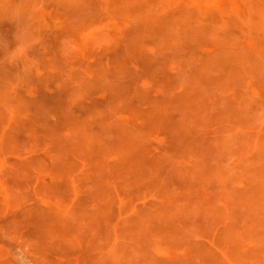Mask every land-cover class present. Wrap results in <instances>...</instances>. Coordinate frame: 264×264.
<instances>
[{
    "label": "rangeland",
    "instance_id": "374dc122",
    "mask_svg": "<svg viewBox=\"0 0 264 264\" xmlns=\"http://www.w3.org/2000/svg\"><path fill=\"white\" fill-rule=\"evenodd\" d=\"M196 2L0 0V264H60L58 261L61 264H101L106 261V264H158V261L159 264L161 261V264H185L184 261L186 264L188 261L210 264V260L212 264H264V188L263 191L262 187L257 189L262 183L264 187V170L260 171L264 169V0H243L248 8L230 9L224 5L216 10H203ZM154 73L158 79L152 76ZM136 79L139 80L136 85L131 84ZM125 87L128 92L136 90L129 94ZM122 90L129 94L128 98ZM120 92L119 97L125 95L124 99V96L118 98ZM155 98L160 104L165 102L164 105L157 103ZM124 100L128 103L130 100L131 105ZM116 103L117 111L112 105ZM154 104L158 107H153V110ZM170 105L172 108L169 110ZM147 109H150V116ZM154 111L160 118L154 115ZM155 118L160 120L159 124ZM152 121L153 124L157 121L155 126L158 125V128L153 126ZM150 125L151 131L147 129L151 128ZM124 141H128L125 145L128 150L130 145L132 148L138 145L130 149L129 154ZM200 142L201 149L197 147ZM64 145L70 150L61 149ZM78 146L81 151L76 150ZM142 146H146L145 150H148L147 147L152 150L149 152L151 155L147 154L149 150L146 151L147 156L141 155ZM97 157L103 159L96 161ZM132 157L136 159L132 160ZM13 162L16 164L13 165ZM70 162L77 164L73 166ZM112 163L116 169L113 165L110 167ZM67 164L72 165H68L72 170L67 168ZM22 165L27 171L21 169ZM209 167L210 172L212 168H217L215 173L212 171L216 178L210 177ZM252 168L255 172L250 170ZM135 171L139 176L144 174L146 177L137 178ZM152 171L158 173L152 175ZM114 172H118L121 178L116 179L119 174ZM201 173L203 177L199 175ZM110 175L117 177L107 178ZM172 175L177 180H173ZM206 175L212 180H207ZM253 175L260 176L254 177L255 180ZM95 177L98 178L97 183L93 179ZM20 180L25 184L20 183L22 187L17 188ZM156 180L161 184L156 187L158 191L154 190ZM181 180L186 184H182ZM170 182L173 184L170 185ZM166 183L167 186H162ZM96 184L102 187L101 192H96L99 189ZM180 185L187 187L182 189ZM190 185L200 186V189ZM104 188L113 189L106 190L113 195L103 192ZM167 188L169 192L163 191ZM60 190L65 194L61 195ZM198 190L200 197L195 195ZM260 191L262 194L258 193ZM186 192L192 195L182 198ZM97 193H101V197L95 196ZM243 193L246 195L242 196ZM247 193L249 197L252 195V200L247 198ZM254 197L262 204L256 203ZM190 198L192 200L188 201ZM86 199H90L92 205ZM196 201L206 206L198 208L201 202L197 204ZM104 203L105 209L101 207ZM140 207L150 209L151 214L147 210L142 213ZM234 208H237L236 211ZM219 210L222 215L215 213ZM112 211L113 216L110 214ZM86 212L95 217L104 212L97 217L103 219L98 220V224L101 222L99 228L95 217L91 219H96V226L91 225V219H87L91 215ZM115 213L118 215L116 221ZM157 214L161 215L159 219ZM143 215L149 219L143 220ZM172 215L177 217H173L176 222L171 220ZM182 216H188V219L183 222ZM222 216H225L224 220ZM139 218L142 222L150 221L142 223ZM39 219L44 224L41 220L42 225L35 222ZM214 219L218 220L217 224ZM250 219L252 227L249 225V229L247 223ZM140 223L146 227H140ZM128 224L132 227L126 226V230L124 226ZM101 225H105L104 228ZM3 226H6L5 231ZM240 226L244 232L250 230L247 231V234L250 233L247 238L240 236L244 234L237 230ZM42 227L50 230H47V235ZM133 227L135 230L132 232ZM213 227L217 228L216 231ZM123 228L128 231L124 235L121 233ZM177 228L185 234L178 233ZM172 230H177L176 234ZM61 231L68 232L58 235ZM146 233L151 234L153 242ZM230 236L237 242H230L233 241ZM85 237L89 238L86 240ZM89 241L96 243L94 247ZM203 243L208 246L207 249L205 245L200 248ZM62 248H67L66 252ZM198 248L200 253L196 251L197 255L204 257H196L195 249ZM191 250L195 252L193 255ZM213 251H216L215 254ZM91 253L99 256L98 259Z\"/></svg>",
    "mask_w": 264,
    "mask_h": 264
},
{
    "label": "bare ground",
    "instance_id": "6f19581e",
    "mask_svg": "<svg viewBox=\"0 0 264 264\" xmlns=\"http://www.w3.org/2000/svg\"><path fill=\"white\" fill-rule=\"evenodd\" d=\"M196 1L201 5V7H202L203 10H216V9H218V8H219V9H222V8L224 7V5L227 6V7H229L230 9H235V8H248L247 5L244 4L243 0H195V2H196ZM197 2H196V3H197ZM198 3H197V4H198ZM199 8H200V7H199ZM109 29H110V28H109ZM95 32H96V31H95ZM97 33H98V32H97ZM90 37H91V35H90ZM98 37H99V36H98ZM96 38H97V36H96ZM97 40H98V39H97ZM97 40H96V41H97ZM97 42H98V41H97ZM125 65H126V64H125ZM99 67H100V66H99ZM150 69H152V67L149 68V71H150ZM142 70H143V69H142ZM146 70H147V68H146ZM149 71H146V72H149ZM143 73H144V72H143ZM149 73H150V72H149ZM212 73H213V72H212ZM145 75H147V73H145ZM145 75H144V77H146ZM153 75H154V78L158 79V78L155 76V73L152 74V76H153ZM149 76H150V75H149ZM158 76H159V75H158ZM147 77H148V75H147ZM148 78H149V77H148ZM150 78H151V77H150ZM150 78H149V79H150ZM152 78H153V77H152ZM154 78H153V80H154ZM136 80H137V79H136ZM162 80L165 81L164 79H162ZM162 80H159V81H162ZM138 81H139V80H137V81L134 80V83L131 82V84H133V85L135 84V85H136V82H138ZM156 81H157V80H156ZM159 81H158V82H159ZM163 81H162V82H163ZM123 83H124V82H123ZM125 83H126V82H125ZM125 83H124V84H125ZM122 85H123V84H122ZM133 85H131V86H133ZM124 86H125V85H124ZM121 87H122V86H121ZM125 88H126V87H125ZM125 88H123V89H125ZM127 88H128V86H127ZM127 88H126V89H127ZM129 88H131V87L129 86ZM134 88H135V86H134ZM136 88H137V87H136ZM140 88H141V87H140ZM120 89H121V88H120ZM126 89H125V90H126ZM142 89H143V88H141V90H142ZM252 89H253V88H252ZM133 90H134V89H133ZM133 90L130 89V92H131V91L134 92L136 89H135L134 91H133ZM139 90H140V89H139ZM144 90H145V89H144ZM144 90H143V91H144ZM122 91H124V90H122ZM128 91H129V89H127V92H128ZM137 91H138V90H137ZM137 91H136V92H137ZM143 91H142V92H143ZM145 91H146V90H145ZM145 91H144V93H145V95H146V92H145ZM253 91H254V90H253ZM130 92H128V93L130 94ZM254 92H257V91L255 90ZM124 93L126 94L125 91H124ZM138 93H139V91H138ZM172 93H174V92H172ZM252 93H253V92H252ZM121 94H122L121 92H120V94H118V98H122V97L124 96V97H123V99H124V98H125V95H123L122 97H119ZM129 94H128V95L126 94V98H128L127 96H129ZM136 94H137V93H136ZM140 94H141V93H140ZM253 94H254V93H253ZM141 95H142V94H141ZM141 95H140V96H141ZM143 95H144V94H143ZM145 95H144V98L146 97ZM137 96H138V95H137ZM140 96H139V98H143V96H142V97H140ZM151 97H152V95H151ZM136 98H138V97H136ZM149 98H150V96H149ZM160 98H161V97H160ZM129 99H130V98H129ZM152 99L154 100V98H152ZM152 99H151V100H152ZM115 100H117V99H115ZM146 100H148V99H146ZM153 100H152V101H153ZM156 100H157V99L155 98V101H156ZM159 100H160V99H159ZM163 100H164V99H163ZM124 101H125V100H124ZM152 101H151V102H152ZM114 102H115V101H114ZM125 102H127V100H126ZM156 102H157V101H156ZM156 102H155V104H157V103L160 104V102H157V103H156ZM161 102H163V101H161ZM127 103H128V102H127ZM132 103H133V102H132ZM137 103H138V102H137ZM152 103H153V102H152ZM164 103H165V102H164ZM164 103H163V104L161 103L162 106L164 105ZM128 104L131 105L130 100H129V103H128ZM144 104H145V103H144ZM155 104H154V106L151 105L152 108H153V107H155V108L158 107V105L155 106ZM161 104H160V105H161ZM112 105H113V107L115 108V106L118 105V104L116 103V104H112ZM112 105H111V107H112ZM119 105H120V104H119ZM122 105H123V104H122ZM124 105H125V104H124ZM132 106H133V105H132ZM137 106H138V105H137ZM117 107H118V106H117ZM117 107H116V108H117ZM120 107H121V105H120ZM134 107H135V104H134ZM134 107H133V110H134ZM159 107H161V106H159ZM116 108H115V109H116ZM139 108H140V107L138 106V109H139ZM149 108H150V107H149ZM155 108H153V110H154ZM171 108H172V107H171V105H170L169 110H170ZM109 109H110V108H109ZM115 109H113L114 112H115ZM121 109H122V108H121ZM126 109H127V108H126ZM131 109H132V108H131ZM160 109H161V108H160ZM162 109H163V113H165V112H164V107H162ZM162 109H161V112H162ZM117 110H118V109H116V111H117ZM122 110H123V109H122ZM147 110H149V113H148ZM147 110H146L147 112H146V111H145V112L148 113L149 116H150V109H147ZM110 111H111V110H110ZM119 111H120V109H119ZM119 111H118V112H119ZM123 111H124V110H123ZM134 111H135V110H134ZM136 111L138 112L137 107H136ZM139 111H140V110H139ZM156 111H158V110H156ZM156 111H154V113H155L154 115H156ZM108 112H109V110H108ZM111 112H112V111H111ZM128 112H129V111H128ZM159 112H160V110H159ZM125 113H126V112H125ZM163 113H162V114H163ZM170 113H171V112H170ZM107 114H109V113H107ZM160 114H161V113H160ZM160 114H159V115H160ZM162 114H161V115H162ZM171 114H173V113H171ZM152 115H153V114L151 113V116H152ZM165 115H167V114H165ZM165 115H164V116H165ZM164 116H162V117H163V121L165 120V119H164ZM168 116H169V118L171 117V119H172V117H173L172 115H168ZM156 117H157V115H156ZM31 118H32V117H31ZM150 118L153 119L152 117H150ZM157 118H160V117H157ZM165 118H166V116H165ZM167 119H168V118H167ZM167 119H166V120H167ZM173 119H174V118H173ZM173 119H172V120H173ZM244 119L246 120V118H243L242 120H244ZM155 120H158V119L155 118ZM155 120H154V121H155ZM154 121H152V124H153ZM161 121H162V120H161ZM168 121H169V120H168ZM174 121H175V120H174ZM174 121H173V122H174ZM263 121H264V119H263ZM159 123H160V120H158V124H159ZM165 123H166V121H165ZM247 123H248V121H247ZM247 123H246V124H247ZM250 123H251V122H250ZM262 123H263V122H262ZM156 124H157V121L155 122V124H153V126L156 127V128H158V127H157L158 125L155 126ZM177 124L179 125V123H177ZM160 125H161V124H160ZM160 125H159V126H160ZM162 125L164 126L165 124H162ZM175 125H176V124H175ZM178 125H177L176 127H178ZM148 126H149V125H148ZM163 126H162V128H165V127H163ZM165 126H166V125H165ZM133 127H134V126H132V129H133ZM146 127H147V126H146ZM146 127H144V128H146ZM150 127H151V125H150ZM179 127H180V126H179ZM179 127H178L177 129H179ZM142 128H143V127H142ZM159 128H160V127H159ZM174 128H175V126H174ZM224 128H225V127H224ZM224 128H222V129H224ZM260 128H261V127H260ZM147 129H148L149 131H151L150 129H152V127H151V128H148V127H147ZM147 129H145V131H146ZM165 129H166V128H165ZM177 129H176V130H177ZM168 130H170V129H168ZM194 130H195V129H194ZM136 131H137V130H136ZM80 132H82V131H80ZM98 132H99V130H98ZM137 132H138V131H137ZM181 132H182V131H181ZM134 133H135V131H134ZM138 133H139V132H138ZM175 133H176V132H175ZM78 134H79V133H78ZM130 134H132V132H130ZM181 134H182V133H181ZM132 135H133V137H134V134H132ZM135 135H136V134H135ZM178 135H180V134L178 133ZM129 136H130V135H129ZM142 136H143V135H142ZM172 136H173V135H172ZM175 136H176V134H175ZM193 136H194V135H193ZM173 137H174V136H173ZM136 138H137V137H136ZM143 138H144V136H143ZM175 138H176V137H175ZM184 138H185V137H184ZM199 138H200V137H199ZM199 138H198V140L201 141ZM110 139H111V138H110ZM125 139H126V138H125ZM177 139H179V138H177ZM123 140H124V139H123ZM127 140H128V139H127ZM141 140H142V139H141ZM185 140H186V138H185ZM189 140H190V139H189ZM128 141H129V140H128ZM128 141H127V142L124 141V142H125L124 146H125V145H128V144H127ZM138 141H139V140H138ZM182 141H183V140H182ZM186 141H187V140H186ZM121 142H122V141H121ZM130 142H131V141H130ZM188 142H189V141H188ZM201 142H202V141H201ZM201 142L199 143V146H197V145H196V146L200 148V147H201V146H200ZM72 143H73V142H72ZM174 143H175V141H174ZM176 143H177V142H176ZM176 143H175V144H176ZM184 143H185V142H184ZM184 143H183V144H184ZM69 144H70V143H69ZM183 144H181V145H183ZM194 144H195V143H194ZM196 144H197V143H196ZM206 144H207V143H206ZM137 145H138V144H137ZM137 145H136V146H137ZM179 145H180V144H179ZM184 145H185V144H184ZM201 145H202V144H201ZM207 145H208V144H207ZM209 145H210V144H209ZM66 146H68V144H67ZM75 146H77V144H76ZM120 146H122V144H121ZM136 146H133V147L135 148ZM192 146H193V144H192ZM194 146H195V145H194ZM196 146H195V147H196ZM31 147H32V146H31ZM58 147H59V146H57V147H55V148H58ZM62 147H63V146H62ZM72 147H74V146H72ZM126 147H127V148H126ZM130 147H131V145H130ZM130 147H129V150H130V149H132V150L134 149V148H132V147L130 148ZM139 147L141 148V145H140ZM143 147H144V146H142V148H143ZM195 147H194V148H191V147H190V148H191V149H194V150H197V149H195ZM204 147H206V146H204ZM207 147H208V146H207ZM26 148H28V147H26ZM39 148H40V147H39ZM69 148H70V147H69ZM75 148H77V149H76L77 151H81V150H78V149L80 148L79 146H78V147H75ZM75 148H74V149H75ZM123 148H124V147H123ZM125 148L128 150V146H125ZM125 148H124V149H125ZM137 148H138V147H137ZM145 148H146V146H145ZM145 148H143V152L141 153V155H142V154H143V155H146V151L149 150L148 147H147L148 150H145ZM173 148H174V147H173ZM176 148H177V147H176ZM181 148H182V147H181ZM183 148H184V146H183ZM183 148H182V149H183ZM201 148H202V147H201ZM201 148H200V149H201ZM11 149H12V148H11ZM15 149H16V148H15ZM20 149H21V148H20ZM23 149H24V148H23ZM33 149H34V147H33ZM61 149H65V145H64V147L61 148ZM72 149H73V148H72ZM184 149H186V148H184ZM207 149H208V148H207ZM7 150L12 151L13 149H12V150L7 149ZM25 150H26V149H25ZM36 150L38 151V148H37ZM69 150H70V149H69ZM69 150H68L67 147H66L65 151H69ZM100 150H101V149H100ZM116 150H117V149H116ZM129 150H128V153H129ZM136 150H137V149H136ZM144 150H145V151H144ZM179 150H180V149H179ZM208 150H209V149H208ZM28 151H29V148H28ZM28 151L26 150V152H28ZM63 151H64V150H63ZM74 151H75V150H74ZM120 151H121V149H120ZM140 151H141V149H140ZM151 151H152V150H151ZM151 151L149 150L147 154L151 155V154L149 153V152H151ZM26 152H25V153H26ZM38 152H39V151H38ZM61 152H62V151H61ZM86 152H87V151H86ZM88 152H89V151H88ZM117 152H118V151H117ZM180 152H181V151H180ZM195 152H196V151H195ZM198 152H199V149H198ZM16 153H17V150H16ZM18 153H19V152H18ZM71 153H72V152H71ZM74 153H75V152H74ZM74 153H73V154H74ZM119 153H120V152H119ZM126 153H127V152H126ZM144 153H145V154H144ZM178 153H179V152H178ZM251 153H252V152H251ZM14 154H15V153H14ZM61 154H62V153H61ZM64 154H66V153H64ZM90 154H92V153L90 152ZM97 154H98V153H97ZM129 154H130V153H129ZM131 154H132V153H131ZM207 154H209V153L207 152ZM257 154H258V153H257ZM260 154H261V153H260ZM20 155H21V154H20ZM34 155H35V154H34ZM34 155H33V156H34ZM54 155H55V153H54L52 156H51V155H50V156L53 158ZM69 155H70V153H69ZM69 155H68V158L70 157ZM74 155H75V154H74ZM141 155H139V156H140V160H142V159H141V158H142ZM204 155H206V154H204ZM258 155H259V154H258ZM258 155H257V156H258ZM22 156H23V155H22ZM35 156H36V155H35ZM38 156H39V155H38ZM38 156H37V158L39 159ZM63 156H64V155H63ZM65 156H66V155H65ZM89 156H91V155H89ZM98 156H100V155L98 154ZM132 156H133V154H132ZM146 156H147V155H146ZM31 157H32V155H31ZM51 157H50V158H51ZM61 157H62V156H61ZM95 157H96V156H95ZM95 157H94V158H95ZM152 157H153V156H152ZM62 158H63V157H62ZM97 158H98V157H97ZM97 158H96V161L100 159V158H98V159H97ZM133 158L136 159V157H132V160H133ZM143 158L146 159V157H143ZM150 158H151V157H150ZM155 158H156V157H155ZM155 158H154V160L157 159V158H156V159H155ZM205 158H206V157H205ZM15 159H16V158H15ZM32 159H33V157H32ZM35 159H36V158H35ZM35 159H34V160H35ZM64 159H66V157H65ZM70 159H71V157H70ZM72 159H73V158H72ZM102 159H103V157H102L100 160H102ZM135 159H134V160H135ZM151 159H152V158H151ZM9 160H12V159L10 158ZM18 160H19V159H18ZM18 160H17V161H18ZM36 160H37V159H36ZM40 160H41V159H40ZM66 160H67V159H66ZM74 160H75V158L73 159V161H74ZM100 160H99V161H100ZM132 160H131V161H132ZM140 160H139V162H140ZM208 160H209V159H208ZM210 160H211V159H210ZM14 161H15V160H14ZM70 161H71V160H70ZM137 161H138V159H137ZM137 161H134V162L137 163ZM152 161H153V159H152ZM158 161H159V160H158ZM161 161H162V160H161ZM254 161L256 162V159H255ZM254 161H253V162H254ZM257 161H258V160H257ZM64 162H65V161H64ZM64 162H63V163H64ZM66 162H67V161H66ZM104 162H105V161H104ZM134 162H133V164H134ZM139 162H138V163H139ZM153 162H154V161H153ZM156 162H157V161H156ZM23 163H24V162H23ZM26 163L30 164V162H28V161H27ZM26 163H24V164H26ZM31 163H32V162H31ZM68 163H69V162H68ZM74 163H75V162H73V164H74ZM138 163H137V164H138ZM15 164H16V163H15ZM15 164H14V162H13V165H15ZM70 164H72V163L70 162ZM73 164H72V165H73ZM75 164H77V163H75ZM108 164H109V163H108ZM129 164H131L130 161H129ZM151 164H152V163H151ZM159 164H160V163H159ZM203 164H204V163H203ZM207 164H208V163H207ZM19 165H20V162H19ZM59 165H61V164H59ZM63 165H64V164H63ZM63 165H62V166H63ZM68 165H69V164H67L66 166H68ZM72 165H69V166L72 167ZM112 165L115 167V165H114L113 163L110 165V167H111ZM148 165H149V164H148ZM22 166H23V168H21V169L23 170L24 167H25V165H22ZM64 166H65V165H64ZM69 166H68L67 168H68L69 170H72V168L69 167ZM73 166H74V165H73ZM106 166H107V165H106ZM113 166H112V167H113ZM139 166H140V165H139ZM145 166H147V164H145ZM156 166H157V164H156ZM160 166H161V164H160ZM20 167H21V166H20ZM107 167H108V166H107ZM107 167H106V168H107ZM134 167H135V164H134ZM137 167H138V165H137ZM137 167H136V168H137ZM149 167H150V165H149ZM158 167H159V166H158ZM216 167H217V166H216ZM216 167L214 168V170L217 169ZM254 167H255V166H254ZM67 168H66V170H67ZM70 168H71V169H70ZM76 168L78 169L77 165H76ZM140 168H141V167H140ZM152 168H153V167H152ZM155 168H157V167H155ZM161 168H162V167H161ZM165 168H167V167H164V169H165ZM184 168H185V167H184ZM211 168H212V167H211ZM219 168H220V167H219ZM27 169L29 170V168H27ZM103 169H104L105 171L108 170V169L106 170L105 167H104ZM115 169H116V167H115ZM115 169L113 168V171H114ZM141 169H142V168H141ZM143 169H144V168H143ZM147 169H148V167H147ZM147 169H145L144 171H148L150 168H149L148 170H147ZM208 169H210V167L207 168V171H209ZM24 170H26V168H25ZM60 170H61V168H59V172H60ZM63 170H64V169H62V171H63ZM69 170H67V171L69 172ZM73 170H75V169L73 168ZM98 170H99V168H98ZM104 170H103V171H104ZM135 170H138V169H135ZM158 170H160V169H158ZM205 170H206V169H205ZM214 170H213V168H212V169H211V172H210V171H209V172L212 173V171L214 172ZM250 170L252 171V170H254V169L252 168V169H250ZM256 170H257V168H256ZM262 170H264V169H261L260 171L262 172ZM14 171L16 172V170H14ZM26 171H27V170H26ZM99 171L101 172V170H99ZM105 171H104V172H105ZM110 171H112V169H111ZM113 171H112V173H113ZM149 171H151V170H149ZM153 171H154V169H153ZM153 171H152V175L155 174V173H158L157 171H156V172H153ZM171 171H172V169H171ZM15 172H13V173H15ZM100 172H99V173H100ZM107 172H108V171H107ZM107 172H106V173H107ZM136 172H137V171H135V173H136ZM140 172H141V171H140ZM172 172H174V171H172ZM185 172H186V171H185ZM217 172H218V170H217ZM254 172H255V170H254ZM256 172H257V171H256ZM17 173H18V172H17ZM17 173H16V175H17ZM28 173L30 174V172H28ZM62 173H64V175H65V172H62ZM102 173H103V172H102ZM109 173H110V172H109ZM117 173H118V172H114V174H116V175H117ZM150 173H151V172H150ZM167 173H168V172H167ZM169 173H170V171H169ZM169 173H168V175L171 176ZM199 173H200V172H199ZM214 173H215V172H214ZM214 173H212L210 177H212V178L215 177ZM262 173H264V172H262ZM262 173H261V174H262ZM67 174H68V173H67ZM67 174H66V176H67ZM104 174H105V173H104ZM118 174H119V173H118ZM136 174H137V173H136ZM165 174H166V172L163 174V176H165ZM171 174H175V173H171ZM176 174H177V173H176ZM176 174H175V175H176ZM183 174H185V173H183ZM186 174H187V173H186ZM202 174H203V173H201V174H199V175L202 176ZM206 174H207V173H206ZM249 174H250V173H249ZM256 174H258V173H256ZM259 174H260V173H259ZM18 175H19V174H18ZM18 175H17V176H18ZM105 175H106V174H105ZM105 175H104V176H105ZM107 175H109V174H107ZM116 175H115V176H111V175H110V176H108V177L106 176V177H107V178H109V177H113V178L115 177V178H116V177L118 176L116 179L121 178V175H120V174H119L120 176H119V175L116 176ZM137 175H138V174H137ZM147 175H148V172H147ZM156 175H157V174H156ZM212 175H213V176H212ZM20 176H21V175H20ZM69 176H70V175H69ZM102 176H103V175H102ZM138 176H139V175H138ZM138 176H137V178H141V177L144 178V177H146L144 174H143V176H139V177H138ZM158 176H161V175H158ZM208 176H209V175H208ZM208 176H207V175L205 176V177H207V180H208V179H209V180H212V179H210V177H208ZM259 176H260V175H258V176L253 175L252 177H253V178H254V177L259 178ZM14 177H15V176H12V178H14ZM70 177H71V176H70ZM92 177H93V176H92ZM96 177H97V175H96ZM96 177L93 178V179H95L94 181L97 183V179H98V178L96 179ZM147 177H149V175H148ZM153 177H155V175H154ZM161 177H162V176H161ZM172 177H174V178H172ZM172 177H170V179L172 178L173 180H174V179L177 180V178H175V176L172 175ZM187 177H188V176H187ZM202 177H203V176H202ZM107 178H106V179H107ZM115 178H114V179H115ZM215 178H216V177H215ZM253 178H252V179H253ZM256 178H254V179L256 180ZM15 179H16V177H15ZM66 179H67V178H66ZM93 179L91 180L92 182H93ZM110 179H111V178H110ZM114 179H111V180L113 181ZM122 179H123V178H122ZM152 179L155 180L154 178H152ZM189 179H190V178H189ZM198 179H199V178H198ZM201 179H202V178H200V180H201ZM7 180H8V179H7ZM10 180H11V179H10ZM12 180H13V179H12ZM28 180H29V178H28ZM138 180H139L140 183H141V180H140V179H138ZM153 180H152V181H153ZM162 180H163V179L161 178V179H160V183L162 182ZM183 180H185V179H183ZM186 180L188 181V178H187ZM186 180H185V181H186ZM207 180H206V182H208ZM214 180H215V179H214ZM255 180H253V183H254ZM13 181H14V180H13ZM13 181H12V182H13ZM26 181H27V180H26ZM31 181H32V180H31ZM126 181H127V180H126ZM157 181H158V180H156V181H154V182H157ZM204 181H205V180H204ZM21 182H22L21 180L18 182L19 184H17V188H21V187H22L21 184H22L23 182H22V183H21ZM85 182H86V180H85ZM95 182H94V183H95ZM102 182H103V181H102ZM105 182L107 183V181H105ZM168 182H169V181H168ZM201 182H202V181H201ZM206 182H205V183H206ZM210 182H211V181H209V183H210ZM258 182H259V181H258ZM13 183H14V182H13ZM20 183H21V184H20ZM148 183H149V182H148ZM151 183L154 184L153 182H150V184H151ZM160 183L157 182V185L155 184V189H154V190H157V191H158V188L156 189V187H159L158 185H161ZM181 183L184 184L185 182L183 183V181L181 180ZM188 183H190V180H189ZM259 183L261 184V181H260ZM14 184H15V183H14ZM24 184H25V183H24ZM24 184H22V185H24ZM44 184H45V183H44ZM67 184H68V183H67ZM69 184H70V183H69ZM116 184H118V182H116ZM119 184H120V182H119ZM169 184L172 185L173 183L170 182ZM185 184H186V183H185ZM197 184H198V183H197ZM202 184H203V182H202ZM248 184H249V182H248ZM251 184H252V183H251ZM262 184H263V183H262ZM262 184H261V185H262ZM11 185H12V184H11ZM15 185H16V184H15ZM96 185H98V188H99V189L96 190V192H97V191L99 192V190H100L102 187H99V184H96ZM102 185H103V184H102ZM102 185L100 184V186H102ZM105 185H106V184H105ZM105 185H104V186H105ZM121 185H122V184H121ZM170 185H169V186H170ZM187 185H188V184H187ZM203 185H204V184H203ZM203 185H202V187H204ZM252 185H253V184H252ZM261 185L258 186L257 189H259V187H262V188H260V189L263 191V188H264V187L261 186ZM18 186H19V187H18ZM20 186H21V187H20ZM80 186H81V185H80ZM107 186H108V185H107ZM162 186H167V183H166V185L162 184ZM175 186H176V185H175ZM190 186H191V185H190ZM190 186H189L188 188H190ZM192 186H194V187L196 186L195 189H197V187H198L197 185H192ZM192 186H191V187H192ZM200 186H201V184H200ZM200 186H199V187H200ZM206 186H208V185L206 184ZM211 186H212V185H211ZM40 187H41V186H40ZM50 187H51V185H50ZM57 187L60 188V186H57ZM173 187H174V186H173ZM180 187H182V189L185 187V189H186L187 186H186V185H185V186H183V185L181 186V185H180ZM194 187H193V188H194ZM199 187H198V188H199ZM215 187H216V186H215ZM254 187H255V186H254ZM256 187H257V186H256ZM256 187H255V188H256ZM82 188H84V184H83V187H82ZM149 188H151V187H149ZM153 188H154V187H153ZM178 188H179V187H178ZM216 188H217V187H216ZM23 189H25L24 186H23ZM62 189H63V188H62ZM86 189H88V188H86ZM95 189H96V188H95ZM107 189H110V188H107ZM107 189L104 188V190H102V191L104 192V191H106ZM118 189H121V188L118 187ZM163 189H164V187H163ZM165 189H166V188H165ZM167 189H168V188H167ZM179 189H180V188H179ZM199 189H200V188H199ZM208 189H209V187H208ZM208 189H207V190L205 189V191H206V192L209 191ZM217 189H218V188H217ZM217 189H216V190H217ZM110 190H111V189H110ZM112 190H113V189H112ZM112 190H111V191H112ZM137 190H138V188H137ZM151 190H152V188H151ZM154 190H152V191H154ZM210 190H211V189H210ZM214 190H215V189H214ZM225 190H226V189H225ZM60 191H61V190H60ZM163 191H166V192L168 191V192H169L170 190L168 189V190H163ZM191 191H192V188H191ZM193 191H194V190H193ZM201 191H203V189H201ZM219 191H220V190H218V192H219ZM242 191H244V190L242 189ZM262 191H260V192H258V193L262 194V193H261ZM50 192H51V191H48L49 194H50ZM100 192H101V190H100ZM103 192H102V193H103ZM106 192L109 193L110 191H106ZM113 192H115V191H113ZM121 192H123V191H121ZM132 192H133V190H132ZM159 192H160V190H159ZM198 192H200V190H198L197 193H198ZM251 192H253V191L250 190V193H251ZM256 192H257V191H256ZM256 192H255V193H256ZM25 193H26V192H25ZM54 193H55V192H54ZM63 193H64V192H63ZM63 193H62V191H61V195H62ZM160 193H161V192H160ZM186 193H187V192H186ZM192 193H193V192H192ZM194 193H195V191H194ZM207 193H208V192H207ZM207 193H205V195H206ZM209 193H210V192H209ZM209 193H208V194H209ZM220 193H221V191H220ZM44 194H45V192H44ZM44 194H43V195H44ZM56 194H57V193H55V195H56ZM64 194H65V193H64ZM97 194H98V193H97ZM106 194H107V193H106ZM116 194H117V193L115 192L114 195L116 196ZM200 194H201V193H198V194H195V195H196V196H197V195L199 196ZM247 194H248V193H247ZM256 194H257V193H256ZM256 194H255V195H256ZM50 195H51V194H50ZM99 195H101V193L98 194V195H95V196H99ZM109 195H113V193H109ZM186 195H188V196H186ZM186 195H184V197L182 196V198H187V197H189V196L192 195V194H191V192H190V195H189V193H187ZM195 195H194V196H195ZM202 195H203V194H202ZM210 195H211V193H210ZM218 195H219V194H218ZM245 195H246V194L243 193L242 196H245ZM257 195H258V194H257ZM257 195H256V196H257ZM262 195L264 196V194H262ZM48 196H49V195H48ZM57 196H59V195H57ZM66 196H69V195H66ZM84 196H85V195H84ZM87 196H88V195H87ZM103 196H106V197H107L108 195H105V194H104ZM194 196H193V197H194ZM213 196H214V193H213L212 197H213ZM253 196H254V192H253ZM259 196H260V195H259ZM59 197H60V196H59ZM88 197H90V194H89ZM92 197H94V196H92ZM92 197H91V198H92ZM99 197H101V196H99ZM108 197H109V196H108ZM110 197H111V196H110ZM112 197L114 198V196H112ZM112 197H111V198H112ZM117 197H119V196H117ZM117 197H116V200L118 199ZM199 197H200V196H199ZM201 197H203V199H204L205 196L203 195V196H201ZM212 197H210V198H212ZM215 197H216V195H215ZM67 198H68V197H67ZM69 198H70V197H69ZM182 198H181V199H182ZM210 198H208V199H210ZM247 198H250V200H252V195H251V197H249V194H248V197H247ZM247 198H246V199H247ZM257 198L259 199V197H257ZM260 198H261V196H260ZM120 199H121V198H120ZM146 199H147V198H146ZM194 199H196V198L194 197ZM194 199H193V200H194ZM198 199H199V198H198ZM198 199H196V200H198ZM246 199H245V200L242 199V200H243V201H246ZM253 199H255V197H254ZM81 200H82V199H81ZM86 200H87V199H86ZM86 200H85V201H86ZM89 200H90V199H89ZM89 200H87V202H88ZM91 200L94 201L93 198H92ZM91 200H90V201H91ZM184 200H185V199H184ZM187 200H188V199H187ZM191 200H192V198H190L188 201H191ZM200 200H201V198H200ZM204 200H205V201H204ZM204 200H202V201L206 202V199H204ZM67 201H69V200H67ZM83 201H84V200H83ZM83 201H82V202H83ZM90 201H89V202H90ZM213 201H215V200H213ZM255 201H257L256 203L262 204L261 201L259 202V201L256 200V199H255ZM87 202H84V204L87 203ZM109 202H110V201L108 200V203H109ZM157 202H158V201H157ZM200 202H201V201H198V202L196 201L197 204H200ZM253 202H254V201H253ZM78 203H79V202H78ZM78 203H77V204H78ZM121 203H122V202H121ZM151 203H153V202H151ZM154 203H155V202H154ZM191 203H192V202H191ZM247 203H248V202H247ZM256 203H255V204H256ZM155 204H157V203H155ZM163 204H164V203H163ZM185 204H186V203H185ZM202 204H205V203L201 202V204L199 205L198 208H201V207L206 206V205H203V206H202ZM206 204H207V202H206ZM248 204H250V203H248ZM251 204L253 205L252 202H251ZM259 204H258V205H259ZM91 205H92V201H91ZM152 205H153V204H152ZM188 205H189V203H188ZM188 205H187L186 207H188ZM213 205L215 206V204H213ZM252 205L250 206V208L252 207ZM80 206H83V205H80ZM104 206H106L105 203H104V205L102 204L101 207H104ZM153 206H154V205H153ZM155 206H156V205H155ZM163 206H164V205L161 204L162 209H163ZM200 206H201V207H200ZM207 206H208V205H207ZM76 207H77V206H76ZM78 207H79V206H78ZM78 207H77V208H78ZM165 207H166V206H165ZM165 207H164V208H165ZM211 207H212V205H211ZM211 207H210V208H211ZM253 207H255V205H253ZM77 208H76V209H77ZM117 208H118V207H117ZM117 208H116V210H117ZM159 208H160V206H159ZM212 208H213V207H212ZM250 208H248V209H250ZM79 209H80V208H79ZM90 209H91V208H90ZM104 209H105V207H104ZM114 209H115V208H114ZM140 209H141V207H140ZM142 209H143V210H142ZM142 209H141V210H142V213H143L144 210H145V211L147 210L148 213L150 212V211H149L150 209H149V210L146 209V208H142ZM152 209H153V208H152ZM186 209H188V208H186ZM186 209H185V210H186ZM201 209H203V208H201ZM204 209H205V208H204ZM213 209H214V208H213ZM213 209H212V210H213ZM235 209H237V208H234V210H235ZM240 209H241V208H240ZM251 209H252V208H251ZM251 209H250V210H251ZM255 209H256V207H255ZM255 209H254V210H255ZM38 210H39V209H38ZM141 210H140V211H141ZM214 210H215V209H214ZM259 210H260V209H259ZM152 211H153V210H152ZM183 211H184V210H183ZM186 211H187V214H189V213H188V210H186ZM202 211H205V210H202ZM235 211H236V210H235ZM262 211H263V210H262ZM206 212H207V210H206ZM208 212L210 213V211H208ZM217 212H218V215L221 214L220 210H219V211H216L215 213H217ZM219 212H220V214H219ZM223 212H224V211H223ZM233 212H234V211H233ZM239 212L241 213V210H238V213H239ZM247 212H248V210H247ZM263 212H264V211H263ZM33 213H35V212H33ZM44 213H45V212H44ZM94 213H96V212H94ZM99 213H100V211H99ZM102 213L104 214V212H102ZM106 213H107V210H106ZM108 213H109V212H108ZM112 213H113V211L110 213V214L113 216ZM142 213L140 212L139 214H142ZM148 213H146V214L148 215ZM196 213H197V212H196ZM86 214H88V212H86ZM89 214L91 215V217L88 216L87 219H89V218L91 219V218H94V217H95L94 214H93V215H92L91 213H89ZM89 214H88V215H89ZM103 214H102V215H103ZM144 214H145V213H144ZM146 214H145V215H146ZM149 214H151V213H149ZM162 214H163V213H162ZM165 214H166V213H165ZM165 214H164V215H165ZM172 214L174 215L175 213H172ZM181 214L185 215V213H181ZM181 214H180V215H181ZM203 214H204V213H202V215H203ZM234 214H235V212H234ZM248 214H249V213H248ZM44 215H45V214H44ZM102 215L99 214L98 216H102ZM108 215H109V214H108ZM114 215L116 216L115 219H114V220L116 221V218L118 217V215H117L116 213H115ZM135 215H136V214H135ZM147 215H146V216H147ZM157 215H158V214H157ZM173 215H172V219H171V220L174 221V220H175L174 218H177V217H175V216H173ZM175 215H176V214H175ZM202 215H201V216H202ZM221 215H222V214H221ZM235 215H236V214H235ZM35 216H36V215H35ZM49 216H50V215H49ZM92 216H93V217H92ZM98 216H97V217H98ZM105 216H107V215L105 214ZM148 216H149V215H148ZM160 216H161V215L159 214V215L156 216V217L159 219ZM185 216H186V215H185ZM211 216H212V217L214 216V215H213V211H212V215H211ZM243 216H244V215H243ZM243 216H242V217H243ZM31 217H32V216H31ZM36 217H38V216H36ZM50 217H51V216H50ZM97 217H95V218L97 219ZM109 217H110V216H109ZM134 217H135V216H134ZM139 217H140V216H139ZM142 217H143V220H145L144 218H146L147 220L149 219V218H147V217H144V215H143ZM166 217H168V216H166ZM169 217H170V216H169ZM173 217H174V218H173ZM182 217H184V216H182ZM187 217H188V216H187ZM187 217H184V218L182 219L183 222H184V219H188ZM203 217H204V216H203ZM223 217H225V216H222V219H223ZM242 217H241V218H242ZM39 218H41V217H39ZM42 218H43V217H42ZM80 218H81V217H80ZM100 218H101V220H103L102 217H100ZM100 218L97 219V227L100 226V224H101V222H100V224H98V220H99ZM111 218H112V217H111ZM214 218H215V217H214ZM218 218H219V217H218ZM218 218H217V219H218ZM96 219H94V220H96ZM135 219L138 220L137 218H135ZM139 219H140L139 222H142V221H141V218H139ZM201 219H202V218H201ZM215 219H216V218H215ZM215 219H214V220H215ZM220 219H221V218H220ZM40 220H41V219L36 220L35 222L38 221L39 224H40V223H41ZM48 220H49V218H48ZM53 220H55V219H53ZM53 220H51V221H53ZM94 220H93V219L90 220V221H92V224H91L92 226H96V225H94V223H95ZM104 220H105V219H104ZM202 220H203V219H202ZM202 220H201V221H202ZM223 220H224V219H223ZM223 220H221V222H222ZM237 220H239V219H237ZM19 221H20V220H19ZM24 221H25V219H24ZM41 221H42V223L44 224L43 220H41ZM80 221H81V220H80ZM93 221H94V222H93ZM129 221H131V218H130ZM132 221H133V220H132ZM149 221H150V220H149ZM149 221H147V222H149ZM167 221H168V220H167ZM215 221H216L215 223L217 224V221H218V220H215ZM22 222H23V218H22ZM77 222L79 223V221H77ZM77 222H75V223H77ZM102 222H104V221H102ZM122 222H123V221H122ZM122 222H121V223H122ZM124 222H125V221H124ZM126 222H127V220H126ZM134 222H135V221H133V223H134ZM139 222H136V223L138 224ZM147 222L145 221V222H142V223H147ZM175 222H176V220H175ZM177 222H178V220H177ZM181 222H182V221H181ZM219 222H220V221H219ZM12 223H13V222H12ZM42 223H41L40 225H42ZM48 223H49V222H48ZM142 223H140V224H142ZM204 223H205V222H203V224H204ZM231 223H232V222H231ZM233 223H234V222H233ZM246 223H247V222H246ZM246 223H245V225H246ZM259 223H260V222H259ZM102 224H104V223H102ZM119 224H120V223H119ZM162 224H163V223H162ZM167 224H168V222H167ZM167 224H166V225H167ZM172 224H173V222H172ZM172 224H170V225H172ZM187 224H188V221H187ZM219 224H220V223H219ZM234 224H235V223H234ZM4 225H5V224H4ZM8 225H9V224H8ZM134 225H135V224H134ZM160 225H161V223H160ZM166 225H165V226H166ZM236 225H237V223H236ZM245 225H244V226H245ZM247 225H248V226H249V225L251 226V219H250V223L248 222ZM10 226H11V225H10ZM101 226H102V228H104L105 225H101ZM126 226H128L127 228H129L130 225L128 224V225H125V226H124V228L127 230ZM135 226L137 227V225H135ZM161 226H162V225H161ZM168 226H169V224H168ZM173 226H175V224L172 225V227H173ZM242 226H243V225H242ZM250 226H249V229H250ZM3 227H4V226H3ZM47 227H49V226L47 225ZM97 227H96V228H97ZM130 227H132V226H130ZM140 227L143 228V227H144V224H142V226H140ZM145 227H146V226H145ZM145 227H144V228H145ZM158 227H159V225H158ZM163 227H164V226H163ZM223 227H224V226H223ZM223 227H222V228H223ZM240 227H241V226H240ZM251 227H252V226H251ZM0 228H1V227H0ZM4 228H5V229H4V231H5V230H6V226H5ZM8 228H10V227H8ZM43 228H44V230L46 229L45 227H42L41 229L43 230ZM55 228H56V227H55ZM84 228H85V227H84ZM84 228H83V229H84ZM98 228H99V227H98ZM124 228H123V229H124ZM142 228H141V230L143 231ZM152 228H153V227H152ZM213 228H215V231H216L217 228H216V227H213ZM227 228L229 229V223H228V227H227ZM244 228H245V227H244ZM247 228H248V227H247ZM247 228H246V229H247ZM2 229H3V228H2ZM36 229H37V228H36ZM52 229H53V228H52ZM57 229H58V227H57ZM57 229H56L55 231H58ZM105 229H107V227H105ZM123 229L121 230V233L124 235V234H126L128 231L125 232L126 230L124 229V231H123ZM153 229H154V231L156 230V228H153ZM161 229H162V228H161ZM163 229H164V228H163ZM174 229H175V228H174ZM209 229H210V225H209ZM236 229H237V227H236ZM241 229H242V227H241L240 229H237V230H240V232H243V233H244L243 235H242V233H241V235H240V236L244 239V237H245L246 235H249V234H250V233L247 234V231L250 232V230H249V229H248L247 231L245 230V232H246V233H245V232L243 231L244 229H242V231H241ZM252 229H253V228H252ZM28 230H30V229H28ZM47 230L50 231L49 229H46V230H45L46 235H47ZM100 230L102 231L103 229L100 228ZM130 230H131V229H130ZM134 230H135V227H133V229H132L131 231L133 232ZM137 230H139V228H137ZM177 230H179V229L177 228ZM177 230H176V231H177ZM210 230L213 232L212 229H210ZM231 230H232V229H231ZM122 231H123V232H122ZM131 231H130V232H131ZM154 231H153V233H154ZM156 231H157V230H156ZM156 231H155V232H156ZM172 231H174V233L176 234V231H175V230H172ZM180 231H181V230H179L178 233H181ZM40 232H42V231L40 230ZM45 232H43V233H45ZM58 232H59V231H58ZM63 232L65 233V231H61V234H58V235H62ZM67 232H68V231H67ZM67 232H66L65 234H67ZM118 232H119V231H118ZM130 232H129V233H130ZM132 232H131V233H132ZM183 232H184V231H183ZM183 232H182V233H183ZM187 232H188V231H187ZM221 232H222V231H221ZM228 232H229V230H228ZM231 232H232V231H231ZM240 232H239V233H240ZM253 232H254V231H253ZM12 233H13V232H12ZM27 233H29V232H27ZM30 233H31V232H30ZM49 233H50V234H51V233L54 234V232H49ZM182 233H181V235H184V234H185V232H184V234H182ZM55 234H56V232H55ZM136 234H137V232H136ZM146 234H147V236H148L149 233H146ZM188 234H189V233H188ZM214 234H215V233H214ZM222 234H223V232L221 233L220 236H222ZM237 234H238V233H237ZM28 235H29V234H28ZM68 235L70 236L69 233H68ZM127 235H128V234H127ZM149 235H150V239H151V241H152L153 238L151 237V234H149ZM179 235H180V234H179ZM186 235H187V234H186ZM238 235H239V234H238ZM244 235H245V236H244ZM33 236H34V235H33ZM33 236H31V237H33ZM39 236H41V235H39ZM64 236H67V235H64ZM111 236H112V235H111ZM189 236H190V235H189ZM37 237H38V236H37ZM37 237H35V238H37ZM90 237H91V234H90ZM112 237H113V236H112ZM143 237H144V236H143ZM223 237H224V236H223ZM237 237H238V236H237ZM38 238H39V237H38ZM45 238H47V237H45ZM86 238H89V237H85V239H86ZM220 238H221V237H220ZM220 238L218 237V239H220ZM230 238H231V236L229 237V239H230ZM235 238H236V237H235ZM246 238H247V236H246ZM40 239H41V238H40ZM111 239H112V238H111ZM224 239H226V238L224 237ZM224 239H223V240H224ZM231 239H233V241H230V242H232V243H233V242H237V241H234V240H235L234 238H231ZM231 239H230V240H231ZM240 239H241V238H240ZM41 240H42V239H41ZM41 240H39V241H41ZM86 240H87V239H86ZM90 240H91V239H90ZM92 240H93V239H92ZM236 240H237V239H236ZM42 241H43V240H42ZM176 241H177V240H176ZM243 241H244V240H243ZM89 242H91V241H89ZM93 242H95V241L93 240ZM93 242H91V243L93 244V247H94V245H95L96 243H93ZM147 242H150V241L147 240ZM152 242H153V241H152ZM197 242H198V241H197ZM41 243H43V242H41ZM41 243H40V244H41ZM168 243H169V242H168ZM174 243H175V242H174ZM178 243H179V242H178ZM185 243H186V242H185ZM191 243H192V242H191ZM193 243H194V242H193ZM221 243H222V241L220 242V244H221ZM232 243H231V244H232ZM43 244H44V243H43ZM85 244H86V243H85ZM92 244L89 245V246H92ZM110 244H111V242H110ZM148 244H150V243H148ZM196 244H197V243H196ZM45 245H46V244H45ZM97 245H98V244H97ZM106 245H107V244H106ZM203 245L206 246V244L203 243L202 245H199L200 248H201V246L203 247ZM207 245H208V244H207ZM48 246H49V245H48ZM48 246L46 247L47 249H49ZM100 246H101V244H100ZM100 246H99V248H100ZM103 246H104V245H103ZM107 246H108V245H107ZM151 246H152V244H151ZM205 246H204V247H205ZM42 247H43V246H42ZM53 247H54V245H53ZM84 247H85V245H84ZM207 247H208V246H206V249H207ZM44 248H45V246H44ZM44 248H43V249H44ZM46 248H45V249H46ZM54 248L56 249V247H54ZM96 248H97V246H96ZM209 248H211V247H209ZM209 248H208V250H209ZM16 249H17V248H16ZM43 249H42V250H43ZM62 249L65 251V249H67V248H62ZM104 249H105V248H104ZM127 249H128V248H127ZM175 249H179V248H178V247H177V248L175 247ZM196 249H197V248H196ZM196 249H195V252H196V251H198V252L200 251L199 248H198L199 250H196ZM204 249H205V248H204ZM13 250H14V249H13ZM17 250H18V249H17ZM39 250H40V247H39ZM51 250H52V249H51ZM56 250H59V249L57 248ZM91 250H92V249H91ZM45 251H47V250H45ZM60 251H62V250H60ZM83 251H84V248H83ZM88 251H89V250H88ZM191 251H192V250H191ZM210 251H211V250H210ZM19 252H20V250H19ZM19 252H18V253H19ZM65 252H66V251H65ZM85 252H86V250H85ZM164 252H165V251H164ZM193 252H194V251H192V255L195 253V252H194V253H193ZM215 252H216V251H213L214 254H215ZM235 252H236V251H235ZM256 252H258V251H256ZM51 253H52V252H51ZM55 253H56V252H55ZM60 253H62V252H60ZM60 253H59V255L63 256V255H62L63 253H62V254H60ZM68 253H69V252H68ZM72 253H73V252H72ZM127 253H128V252H127ZM127 253H126V256H127ZM165 253H166V252H165ZM165 253H164V254H165ZM190 253H191V252H189L188 254L191 256ZM199 253H200V252H199ZM213 253H212L211 255H213ZM258 253H260V252H258ZM53 254H54V253H53ZM66 254H67V253H66ZM91 254H92V253H91ZM129 254H130V251H129ZM263 254H264V253H263ZM18 255H19V254H18ZM21 255H22V254H21ZM71 255H72V254H71ZM92 255H93V254H92ZM108 255H109V254H107V257H108ZM131 255H132V254H131ZM131 255H130V256H131ZM157 255H158V254H157ZM195 255H196V257H197V256H198V257L200 256V254L197 255V252L195 253ZM201 255H202V254H201ZM207 255L209 256L210 254L207 253ZM14 256H15V255H14ZM49 256L51 257V255H49ZM53 256H55V255H53ZM93 256L97 257L96 255H93ZM155 256H156V255H155ZM91 257H92V256H91ZM98 257H99V256H98ZM98 257H97V259H98ZM105 257H106V256H105ZM105 257H103V259H105ZM156 257H157V256H156ZM200 257H204V256L202 255V256H200ZM249 257H250V256H249ZM23 258H24V257H23ZM51 258H54V257H51ZM64 258H65V256H64ZM157 258H160V257H157ZM187 258H188V257H187ZM19 259H21V258H19ZM192 259H195V258L192 257ZM205 259H206V257H205ZM207 259H208V258H207ZM209 259H210V257H209ZM243 259H244V258H243ZM24 260H25V259H24ZM24 260H23V261H24ZM89 260H91V259H89ZM95 260H96V259H95ZM156 260H157V259H156ZM212 260H213V257H212ZM38 261H39V260H38ZM52 261L55 262V260H52ZM179 261H180V260H179ZM208 261H209V260H207L206 262L208 263ZM19 262H20V261H19ZM24 262H25V261H24ZM24 262H23V263H24ZM27 262H28V261H27ZM40 262H41V260H40ZM56 262H57V261H56ZM58 262H60V264H61V261H58ZM88 262H89V261H88ZM88 262H87V263H88ZM91 262H92V260H91ZM94 262L96 263V261H94ZM125 262H126V261H125ZM161 262H162V261H161ZM161 262H160V264H161ZM164 262H168V261H164ZM169 262H170V261H169ZM174 262H177V260H176V261H173L172 263H174ZM184 262H185V264H186V261H184ZM184 262H182V263H184ZM188 262H189V261H188ZM188 262H187V264H188ZM192 262H193V261H192ZM192 262L190 261L189 263H192ZM28 263H29V262H28ZM37 263H38V262H37ZM45 263H46V262H45ZM67 263H69V262H67ZM67 263H64V264H67ZM89 263H90V262H89ZM103 263L106 264V263H108V262L106 261V263H105V262H103ZM103 263H101V264H103ZM177 263L180 264V262H177ZM209 263L212 264V263H211V260L209 261ZM30 264H31V263H30ZM38 264H39V263H38ZM43 264H44V263H43ZM49 264H50V263H49ZM55 264H56V263H55ZM58 264H59V263H58ZM90 264H91V263H90ZM92 264H93V263H92ZM98 264H99V263H98ZM116 264H117V263H116ZM158 264H159V261H158ZM166 264H167V263H166ZM174 264H175V263H174ZM192 264H194V263H192ZM195 264H196V262H195Z\"/></svg>",
    "mask_w": 264,
    "mask_h": 264
}]
</instances>
